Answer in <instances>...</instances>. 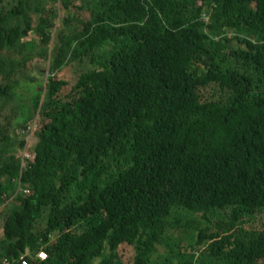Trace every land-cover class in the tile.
<instances>
[{
    "label": "trees",
    "instance_id": "obj_1",
    "mask_svg": "<svg viewBox=\"0 0 264 264\" xmlns=\"http://www.w3.org/2000/svg\"><path fill=\"white\" fill-rule=\"evenodd\" d=\"M3 207L0 263L264 264V0H0Z\"/></svg>",
    "mask_w": 264,
    "mask_h": 264
},
{
    "label": "rangeland",
    "instance_id": "obj_2",
    "mask_svg": "<svg viewBox=\"0 0 264 264\" xmlns=\"http://www.w3.org/2000/svg\"><path fill=\"white\" fill-rule=\"evenodd\" d=\"M57 9L59 10L60 7L56 8V10ZM204 22H206V21H204ZM35 24L36 25L38 24L37 20H35ZM59 26H60V23H58L57 29H58ZM34 37H35V35H32L31 38L26 39L25 42H29ZM38 43H40V41H38ZM52 50H53V46L50 47V52H52ZM27 53H28V55H27ZM15 56H16L17 61H19V60L20 61H25L28 64H31L33 66V68H35L38 65V59L37 58L40 57V55L38 54L37 50H33V48H29V50L24 51V52H22L21 49H19L15 53ZM12 62H13V60L10 59L9 63H12ZM39 64L42 66V72H44L46 77L45 76L40 77V81H39V84L37 85V87L43 90V87L46 89V86L48 85L49 67H47V64L45 62H42V63H39ZM35 74L37 76H39L37 71H35ZM56 78L58 80H66V81L72 82V76H71L70 69H66L63 72L56 74ZM26 79H27V77H24V80H26ZM28 93L29 92L26 89H24V88L19 90L16 93L15 100L12 103H10L7 108H12L14 105L18 106L24 100H29ZM20 117L25 118L26 115H23V116H20ZM1 120L4 121L5 123H7V121L5 120V114L4 113L1 114ZM32 124H33V127H32ZM4 125H6V124H4ZM34 126H35V128H34ZM36 128H38V122H37V119L35 118V119H33L31 121V123L26 127V129L24 131H19L18 134L23 140H24V136H25V138L28 141V140H30L32 134L35 132ZM32 148L33 147L29 146L28 152L30 154H32ZM23 151L24 150L18 151V150L15 149L14 154L22 156ZM2 209L3 208L0 209V212L2 211ZM257 219L258 220H264V216H262L260 218H257ZM0 225H1V222H0ZM204 227L205 226L203 225L202 228H204ZM179 228L172 229V230L168 231L167 239L169 241L165 240L164 241V245H167V244L171 243L172 241H175V242H179L180 241L181 249L179 248V250L183 253L184 257L185 256L186 257L190 256L191 254H199L203 250V248L205 246L195 247V249H193L192 248V242H191L190 238L186 235V233H182V234L179 233ZM185 229H186V232H189L188 228L185 227ZM1 238H2V230L0 229V239ZM164 245L160 244L157 247V250L160 252L161 255H167L168 257H171V256L173 257V255L168 252L166 246H164ZM180 251H179V253H180ZM167 253H169V254H167ZM177 264H179V263L177 262Z\"/></svg>",
    "mask_w": 264,
    "mask_h": 264
},
{
    "label": "clouds",
    "instance_id": "obj_3",
    "mask_svg": "<svg viewBox=\"0 0 264 264\" xmlns=\"http://www.w3.org/2000/svg\"><path fill=\"white\" fill-rule=\"evenodd\" d=\"M52 51H53V50H52ZM51 55H52V52H51ZM47 88H48V85L46 86V89H47ZM34 128H35V126H34ZM25 140H27V139L25 138ZM22 158H23V161L25 162V163H24L25 166H27V161H28L27 159L30 158V153L27 151V148L24 149L23 154H22ZM25 166H24V167H25ZM21 188H22V187L19 185V191H20V190H23V189H21ZM24 190H25V189H24ZM24 192L27 194V196L30 195V192H28V190H25ZM3 209H4V207H3ZM3 209H2V210H3ZM41 252H45V251H40V252L36 255V259H39V260L42 261V262L47 261V260H48V257H47L46 260H42V259L39 257V254H40ZM45 253H46V252H45ZM46 254H47V253H46ZM47 256H48V254H47ZM13 262H15V264H30V262H29V260H28V257H26V258H22L20 262H17L16 260H14ZM11 263H12V262L5 260V261L1 262L0 264H11Z\"/></svg>",
    "mask_w": 264,
    "mask_h": 264
},
{
    "label": "built area",
    "instance_id": "obj_4",
    "mask_svg": "<svg viewBox=\"0 0 264 264\" xmlns=\"http://www.w3.org/2000/svg\"><path fill=\"white\" fill-rule=\"evenodd\" d=\"M39 257L42 259V260H46L47 259V254L45 253V252H41L40 254H39Z\"/></svg>",
    "mask_w": 264,
    "mask_h": 264
},
{
    "label": "bare ground",
    "instance_id": "obj_5",
    "mask_svg": "<svg viewBox=\"0 0 264 264\" xmlns=\"http://www.w3.org/2000/svg\"><path fill=\"white\" fill-rule=\"evenodd\" d=\"M42 108V107H41ZM12 264V263H11Z\"/></svg>",
    "mask_w": 264,
    "mask_h": 264
}]
</instances>
